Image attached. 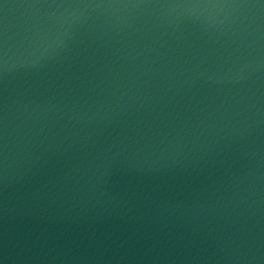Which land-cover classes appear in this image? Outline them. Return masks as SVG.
Masks as SVG:
<instances>
[{"label": "water", "instance_id": "obj_1", "mask_svg": "<svg viewBox=\"0 0 264 264\" xmlns=\"http://www.w3.org/2000/svg\"><path fill=\"white\" fill-rule=\"evenodd\" d=\"M0 264H264V0H0Z\"/></svg>", "mask_w": 264, "mask_h": 264}]
</instances>
